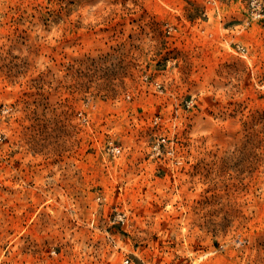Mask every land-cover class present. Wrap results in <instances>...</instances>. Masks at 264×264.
<instances>
[{"label": "rangeland", "instance_id": "1", "mask_svg": "<svg viewBox=\"0 0 264 264\" xmlns=\"http://www.w3.org/2000/svg\"><path fill=\"white\" fill-rule=\"evenodd\" d=\"M250 1L0 0V264H264Z\"/></svg>", "mask_w": 264, "mask_h": 264}, {"label": "built area", "instance_id": "2", "mask_svg": "<svg viewBox=\"0 0 264 264\" xmlns=\"http://www.w3.org/2000/svg\"><path fill=\"white\" fill-rule=\"evenodd\" d=\"M207 3L209 4H212V5H217L218 3L222 2L223 0H206ZM250 4L252 6L251 8V12L253 14V16L255 17H264V10L263 8L261 7V2L259 0H251L250 1ZM145 78L147 79L148 76L146 75ZM151 83H154V85L158 88H162V84L160 82H158L157 80H154L152 81L151 80ZM82 113V112H80ZM109 151L113 154V155H117L120 153L121 151V147L117 144H113V143H110L109 145ZM129 260L128 258L125 259V262L127 263Z\"/></svg>", "mask_w": 264, "mask_h": 264}]
</instances>
